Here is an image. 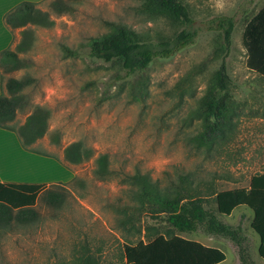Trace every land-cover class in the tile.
<instances>
[{"label": "rangeland", "instance_id": "rangeland-1", "mask_svg": "<svg viewBox=\"0 0 264 264\" xmlns=\"http://www.w3.org/2000/svg\"><path fill=\"white\" fill-rule=\"evenodd\" d=\"M38 1L54 23L32 28L31 45L17 52L24 64L5 75L32 78L24 89L28 106L17 111L14 125L21 124L35 105L49 111L45 133L28 150L37 156L25 160L28 174L32 170L43 180L39 183L63 184L66 195L60 205L37 196L35 221L0 223V264H83L87 257L98 264H126L125 241L178 232L162 219L128 206L133 203L132 186L122 181L121 172L140 170L160 185L187 175L185 184L205 194L207 189L247 186L252 174L264 171V82L246 68L241 42L245 21L264 0H181L198 30L195 41L128 75L115 63L90 57L84 41L107 30L112 21L124 22L151 39L169 36L181 26L146 16L137 0H76L62 13L52 11L48 0ZM220 15L235 19L226 62L237 108L232 128L206 148L192 140L200 121L191 120L189 114L220 63V33L209 28L210 20ZM21 37L15 29L10 46L15 47ZM64 46L77 53L65 54ZM73 140L91 147L93 156L65 164L63 148ZM99 152L110 155L115 173L105 177L93 173ZM43 155L57 165L37 159ZM205 206L214 209L212 198ZM131 212L134 219L120 225L119 219ZM218 217L230 225L240 224L252 256L264 264L257 252L260 239L250 227L251 210L238 206ZM178 233L219 247L226 255L220 264L236 262L228 238L201 228Z\"/></svg>", "mask_w": 264, "mask_h": 264}, {"label": "trees", "instance_id": "trees-1", "mask_svg": "<svg viewBox=\"0 0 264 264\" xmlns=\"http://www.w3.org/2000/svg\"><path fill=\"white\" fill-rule=\"evenodd\" d=\"M74 1L76 0H48V5L55 13H62L70 10ZM137 2L139 10L146 16L162 18L181 27L169 36L151 39L124 22L112 21L107 30L88 37L83 43L90 57L115 63L127 75L145 69L154 59L173 56L192 44L198 33L187 5L181 0ZM2 18L5 26L11 30L21 27L22 37L15 47L9 45L0 51V127L13 131L22 148L33 150L32 144L47 129L49 111L46 107L35 105L21 124L14 125L12 121L17 111L28 106L24 89L32 78H16L5 74L24 64L17 52L25 51L31 45L34 35L32 28L49 27L54 19L49 10L42 9L38 2L31 0L18 2ZM234 27L235 19L231 15H220L210 20L209 28L220 33L219 49L222 54L205 93L189 114L191 120L200 121V129L191 137L198 146L212 147L233 125L232 118L237 106L230 90L231 77L226 58L231 48ZM241 42L247 55V67L260 74L264 82V4L245 21ZM64 48L65 54L77 53L67 46ZM93 153L94 150L81 140H73L63 148V161L65 164H78L91 158ZM109 156L107 152H99L94 158L93 173L97 177L115 173V169L110 166ZM121 173L122 181L132 186L133 203L128 206L133 211L138 210L153 218H160L178 232H193L201 228L208 234L228 238L234 245L238 258L235 264L259 263L251 256L249 238L240 224H227L218 214L229 215L238 206L250 209V227L260 238L258 256L264 259V171L252 174L247 186L223 190L207 189L205 194L185 184L189 181L187 175L180 174L178 180L160 185L148 173L140 170ZM62 185L0 181V223L37 220L36 199L42 194L48 203L60 205L66 195V189ZM208 198H212L214 209L205 206ZM120 210L123 212V209ZM133 219L134 212H131L126 218H120L119 224L124 225L126 221L131 222ZM178 232L170 236L157 234L148 240L125 241L124 261L126 264H218L225 259L226 255L219 247L206 245ZM83 264L98 263L92 257H87Z\"/></svg>", "mask_w": 264, "mask_h": 264}, {"label": "crops", "instance_id": "crops-1", "mask_svg": "<svg viewBox=\"0 0 264 264\" xmlns=\"http://www.w3.org/2000/svg\"><path fill=\"white\" fill-rule=\"evenodd\" d=\"M20 1H22V0H0V51L3 48L11 45L12 41L14 40V30L15 29L21 30V27L14 28L13 30L7 28L5 26V24L3 23V18H2L3 14L7 10H9L11 7H13L15 4H17ZM31 1H35V2L39 3L38 0H31ZM244 25H245V23H244ZM243 28H244V26H243ZM243 28L241 29V31H243ZM241 35H242V32H241ZM246 60H247V55H246V51L244 48V63H245L246 68L249 71H251L252 73H254L261 80L260 74H258L252 68L247 67ZM0 91H1V88H0ZM263 91H264V87H263ZM34 156H36V155H34L33 153H31L28 150H25L24 148H22L20 146L18 139H17V137L13 131L0 127V181H2V182H7V181H11V182H38V183L43 182V180L37 178V176L33 174L32 170H30L29 174L27 172V171H29L30 166L25 160H35ZM37 159H39L41 162L46 161L48 163H52L54 165H57L55 159H53L49 156L43 155ZM4 167H6V168H4ZM204 244L212 246L210 243L204 242ZM233 248H234V252H235V247H233ZM251 256H252V254H251ZM252 258L255 260V258L253 256H252ZM237 262H238V258L236 255V262L235 263H237ZM220 263H218V264H220ZM235 263H233V264H235Z\"/></svg>", "mask_w": 264, "mask_h": 264}]
</instances>
